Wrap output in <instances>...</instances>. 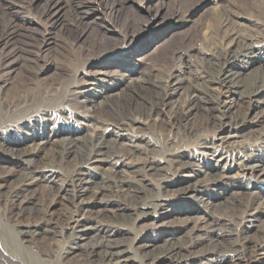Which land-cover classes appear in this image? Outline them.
I'll return each mask as SVG.
<instances>
[{"label":"bare ground","instance_id":"6f19581e","mask_svg":"<svg viewBox=\"0 0 264 264\" xmlns=\"http://www.w3.org/2000/svg\"><path fill=\"white\" fill-rule=\"evenodd\" d=\"M10 1L0 0L5 43L17 36L32 40L11 18ZM243 1L225 0L214 29L201 33L189 55L172 52L170 60L154 63V72H142L139 79L126 78L124 63L116 73L100 70L34 93L29 84L46 58L30 45L13 47L0 62L4 87L14 91L0 102V264H162L207 256L218 257L211 264H264V227L253 225L264 219V190L256 185L264 183V121L254 129L248 119L252 109L264 119V66L250 77L238 69L244 59L264 62V0ZM64 2L51 0L43 15L51 22L65 10ZM77 5L69 8L73 25L81 22ZM241 9L251 14L252 26L242 28L234 20ZM89 50L94 47L76 51L73 61ZM184 57L192 65L177 71L173 62ZM17 70L19 81L13 84ZM15 122L22 129L42 125L20 139L9 126ZM63 124L62 130L47 132L48 126ZM147 130L155 141L142 135ZM116 131L146 143L142 156L118 150L109 135ZM215 131L217 142L207 138ZM189 145L209 152L201 164L196 154L183 151ZM125 166L137 179L121 175ZM247 177L255 184L240 181ZM40 186L47 192L43 198ZM192 194L201 195L196 206L202 209L191 212L204 216L178 219L155 238L147 226L138 228L187 212L181 202ZM172 197L179 200L169 201ZM95 233L106 241L69 247Z\"/></svg>","mask_w":264,"mask_h":264},{"label":"rangeland","instance_id":"374dc122","mask_svg":"<svg viewBox=\"0 0 264 264\" xmlns=\"http://www.w3.org/2000/svg\"><path fill=\"white\" fill-rule=\"evenodd\" d=\"M64 1H66L63 3L65 10L53 15L51 22L42 13L51 0H28L25 3H22L21 0L10 1L13 3L12 5L10 4L12 7L10 10L11 18L17 19V25L22 32L28 31L33 34H31L34 36L32 40H24L21 36H17L18 40L16 42L5 43L2 26L6 24L7 18L6 16H0V62L11 53L15 45L19 46L21 43L34 47L35 51H38L46 58L38 67L40 71L29 84L30 89L34 93H39L42 86L59 82V80L68 83L75 81L74 79L77 78L81 81L90 78L95 72L100 70H114L116 73L124 63L129 66L128 71H123L127 75L126 78L139 79L142 72H154L153 68H155V64L170 60L172 52L179 51L185 55L188 54L190 46L199 44L201 33L214 29L220 13L225 8L224 5L227 4L225 0ZM236 2L241 4L244 1L236 0ZM76 3H79L81 8ZM73 5H77L82 11L81 22L75 25L69 22V8ZM55 11L56 9L52 13ZM239 13V16H234V20L238 22L237 24H241L242 28L253 25L252 16L248 11L241 9ZM84 47H94V50L87 51V56L84 59L73 61L77 57L76 51ZM101 49L103 50L100 51ZM106 49H110L111 51L108 53L103 52ZM92 51L102 53L92 54ZM200 57L197 58L201 59ZM122 60L124 61L119 63ZM173 65L177 71L183 72L192 64L184 57L180 60L176 59ZM262 66H264V62L244 59L239 64L238 69L241 70L243 75L250 77L257 74ZM130 70L132 71L129 72ZM20 71L17 70L11 74L12 79L10 82L14 84L19 81ZM4 79L0 76V102L5 93L14 92L12 88L7 90L4 87ZM178 99L177 96L171 102L176 103ZM102 112V108L99 107L98 113L101 114ZM163 114L167 116L168 106L163 109ZM164 118L166 119L165 116ZM248 119L251 123L253 122V124H250V127L254 129L259 128L261 121H264L258 109H252L248 115ZM18 123H11L9 126L20 139L29 136L32 133V128H38L42 125V122L39 124L29 123L28 126L22 129ZM64 127L65 124L55 127L50 125L47 127V132L53 129L56 132V130H62ZM109 135L112 139H116L117 144L115 147L118 150H134L135 158L142 156V151L148 147L146 143H139L136 140L137 138L130 134L116 131L114 134ZM142 135H145L147 141H155V137L148 130ZM219 135L220 133L215 131L209 133L207 138L217 142L219 141ZM135 145L140 147L135 148ZM185 148L184 152L196 154L199 164L206 157L205 154L209 153L194 145H189ZM156 150L159 151L161 148L157 146ZM132 159L129 158L128 161L132 162ZM1 164L6 168L13 169L8 164ZM121 175L129 181L137 179V174L129 166L122 168ZM240 181H243L245 184H255L250 177L242 178ZM256 185L259 190L260 188H262L261 191L264 190V183ZM148 187L152 188V185L148 184ZM38 192L41 198L47 194L45 188L42 186L38 187ZM199 198H201L200 194H192L181 202L182 207L180 208L183 211L187 210V212H178L171 216H165L159 220L150 221L147 225H139L138 228L143 229L147 226L148 230L151 231V237L155 238L166 232L165 227L178 219H197L202 215L204 216V213L200 212L201 210L191 212L192 208L202 209L199 208L201 207L200 205L196 206ZM168 200L178 201L179 198L172 197ZM221 200L223 199H219L215 203ZM223 207V205L220 207L216 206L212 211L219 212ZM180 208L179 206L169 207L170 210L173 209L175 211H178ZM203 209V211H206V208ZM253 225L264 227V219L255 222ZM61 236L64 237L63 234ZM104 241L106 239L103 238V235L95 233L72 242L69 244V247L81 246L87 248ZM128 253V257L135 259L131 252ZM215 257L207 256L200 260L189 259L183 262L172 259L162 264H211L212 262H217L218 257Z\"/></svg>","mask_w":264,"mask_h":264}]
</instances>
